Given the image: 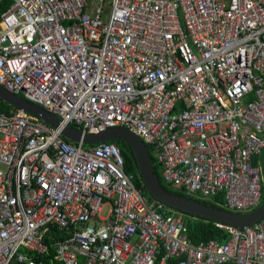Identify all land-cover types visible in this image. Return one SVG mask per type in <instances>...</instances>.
I'll return each mask as SVG.
<instances>
[{
    "label": "built area",
    "instance_id": "2783aa9c",
    "mask_svg": "<svg viewBox=\"0 0 264 264\" xmlns=\"http://www.w3.org/2000/svg\"><path fill=\"white\" fill-rule=\"evenodd\" d=\"M5 1L0 85L61 128L0 99V264H44L51 247V264H264V222L194 243L117 146L62 136L126 129L165 184L235 214L260 209L264 0Z\"/></svg>",
    "mask_w": 264,
    "mask_h": 264
},
{
    "label": "water",
    "instance_id": "95a60500",
    "mask_svg": "<svg viewBox=\"0 0 264 264\" xmlns=\"http://www.w3.org/2000/svg\"><path fill=\"white\" fill-rule=\"evenodd\" d=\"M0 99L11 107L25 111L28 115L53 129L61 128V122L57 117L49 115L41 106L10 93L2 85H0ZM62 136L70 143L85 144L91 147L114 142L125 143L134 153L138 172L146 191L155 200L179 213L189 214L195 218H202L222 226L240 229L251 228L264 222V203L260 209L255 210L253 213L247 215L235 214L225 210L209 208L189 196L175 195L165 189L155 174L148 146L140 137L126 129H110L99 135H88L76 128L67 126L62 129ZM262 171L264 173V155Z\"/></svg>",
    "mask_w": 264,
    "mask_h": 264
},
{
    "label": "trees",
    "instance_id": "16d2710c",
    "mask_svg": "<svg viewBox=\"0 0 264 264\" xmlns=\"http://www.w3.org/2000/svg\"><path fill=\"white\" fill-rule=\"evenodd\" d=\"M6 3H8V1H5L4 3H0V13L4 10ZM12 109H13V107L7 105L4 102H1V111L9 112ZM111 144H114L115 146H117L120 149V151L124 157L125 163H126V171L137 173V178H138L137 183H136L137 186L139 188H141L143 190V192L145 193V195H147L150 199L155 200L146 191V189L143 185L141 176L138 172L137 163H136L133 151L123 142H114ZM149 150H150V155H151V159L153 162L155 174L157 175V177H158L159 181L161 182V184L163 185V187L175 195H179L182 197H188V195L184 192V190H182L180 188L171 187V186H169L163 182L160 166L157 164L156 160L154 159L152 149H149ZM193 199H195L199 203L204 204V206H207L209 208L223 210L222 204L220 203V202H222L221 199H215L214 201L202 200V199H198V198H193ZM175 212H177V211H175ZM177 213H179V212H177ZM180 214L183 215V217L187 223V226L189 229V237L194 243L209 242V241H213V240H218L220 242H228L230 240L231 234L228 233L227 231H225L221 227L220 224L214 223L212 221H208V220H205L202 218L196 219L194 216L189 215V214H184V213H180ZM51 237H54L55 240L61 239L62 233L54 232L53 234H51ZM46 242L51 247L52 246L51 244L54 243V240L48 238ZM55 254L56 253H55L54 248L51 247V250L49 252V256H43L42 257L43 263L44 264H51V260L54 258ZM40 261L41 260H38V263Z\"/></svg>",
    "mask_w": 264,
    "mask_h": 264
},
{
    "label": "rangeland",
    "instance_id": "374dc122",
    "mask_svg": "<svg viewBox=\"0 0 264 264\" xmlns=\"http://www.w3.org/2000/svg\"><path fill=\"white\" fill-rule=\"evenodd\" d=\"M112 7H110L108 4L104 5V14H103V21L105 24L109 23L110 16H111ZM109 208L105 207L102 213V217H106L108 214ZM13 264H19L17 261H15Z\"/></svg>",
    "mask_w": 264,
    "mask_h": 264
},
{
    "label": "clouds",
    "instance_id": "9594fccd",
    "mask_svg": "<svg viewBox=\"0 0 264 264\" xmlns=\"http://www.w3.org/2000/svg\"><path fill=\"white\" fill-rule=\"evenodd\" d=\"M23 98V97H22ZM14 108V107H13ZM16 109V108H15Z\"/></svg>",
    "mask_w": 264,
    "mask_h": 264
}]
</instances>
